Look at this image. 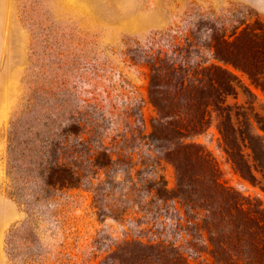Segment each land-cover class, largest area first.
Listing matches in <instances>:
<instances>
[{"label":"trees","instance_id":"obj_1","mask_svg":"<svg viewBox=\"0 0 264 264\" xmlns=\"http://www.w3.org/2000/svg\"><path fill=\"white\" fill-rule=\"evenodd\" d=\"M143 60L149 69V101L156 110L149 133L138 112L134 127L104 134L105 117L97 113L101 107L85 98L52 131L50 114L35 116L34 122L22 118L34 98L25 99L7 132L5 190L26 216L6 235L8 264H68L70 205L65 196L88 189L92 208L105 218L110 214L103 208L108 197L103 189L120 182L148 189L161 202L179 199L189 217L196 216L197 222H190L202 235L200 243L190 241L192 250L185 251L178 240L161 236L157 220L137 219L134 231L123 233L100 264H264L261 200L223 181L211 154L195 140L215 120L235 171L255 184L251 157L264 174V106L258 105L261 113L255 110L259 100L251 89L264 95V20L251 10L211 13L168 50L149 47ZM59 86L60 96L50 88L45 92L60 97L58 110L65 111L69 89L62 78ZM238 95L244 97L243 105L227 103ZM59 116L63 114L55 118ZM240 146L249 154H241ZM144 147L159 155L143 154ZM161 160L174 167V192L167 188ZM136 207L142 209L139 201ZM49 220L54 226L47 227L49 234L60 231L62 237L53 249L41 243L42 225Z\"/></svg>","mask_w":264,"mask_h":264},{"label":"rangeland","instance_id":"obj_2","mask_svg":"<svg viewBox=\"0 0 264 264\" xmlns=\"http://www.w3.org/2000/svg\"><path fill=\"white\" fill-rule=\"evenodd\" d=\"M225 9L251 10L264 20V0H0V264H8V231L26 217L5 190L7 132L25 99L34 98L22 118L34 122L35 116L50 114L54 120L52 131L68 110L85 98L101 107L97 113L105 117L104 134H113L126 125L134 127L138 112L145 133H149L156 110L148 97L149 69L144 54L149 47L168 50L200 19ZM59 78L67 82L69 89L65 111L58 110L60 97L45 92L50 88L59 95ZM251 89L259 100L255 110L261 113L258 105L264 106V95L257 88ZM244 101L242 95L227 99L229 105L237 107ZM41 103L44 108L40 110ZM57 114L63 116L55 118ZM195 140L211 154L223 181L241 194L256 196L264 207V174L259 164L248 158L255 184L241 177L215 120ZM142 151L151 158L159 155L145 147ZM239 151L249 154V149L242 146ZM161 167L168 190L174 192L173 165L161 160ZM138 188H128L127 182L115 187L106 184L103 192L108 197L104 198L103 208L110 215L105 218L92 208L88 189L81 187L65 196L70 205L68 242L72 256L68 264H100L122 241L123 233L129 228L134 231L137 219L157 220L161 236L178 240L185 251L192 250L190 241L200 243L202 233L190 222H197L196 216L191 219L179 199L161 202L148 189ZM138 201L142 209L136 207ZM124 207L127 210L115 219ZM47 227H54L51 221L42 225L46 232L42 233L41 243L53 249L62 237L57 230L56 236H51Z\"/></svg>","mask_w":264,"mask_h":264}]
</instances>
